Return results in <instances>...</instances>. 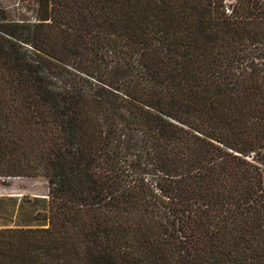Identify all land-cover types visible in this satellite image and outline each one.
<instances>
[{
    "label": "trees",
    "instance_id": "16d2710c",
    "mask_svg": "<svg viewBox=\"0 0 264 264\" xmlns=\"http://www.w3.org/2000/svg\"><path fill=\"white\" fill-rule=\"evenodd\" d=\"M27 2L0 177L46 180L47 226L0 264H264V0Z\"/></svg>",
    "mask_w": 264,
    "mask_h": 264
},
{
    "label": "rangeland",
    "instance_id": "374dc122",
    "mask_svg": "<svg viewBox=\"0 0 264 264\" xmlns=\"http://www.w3.org/2000/svg\"><path fill=\"white\" fill-rule=\"evenodd\" d=\"M19 19H33L32 3L0 0V24ZM47 193V182L41 177H0V228L46 227Z\"/></svg>",
    "mask_w": 264,
    "mask_h": 264
},
{
    "label": "crops",
    "instance_id": "0c3cea01",
    "mask_svg": "<svg viewBox=\"0 0 264 264\" xmlns=\"http://www.w3.org/2000/svg\"><path fill=\"white\" fill-rule=\"evenodd\" d=\"M48 197V196H47ZM4 228H6V227H4ZM30 228V227H29Z\"/></svg>",
    "mask_w": 264,
    "mask_h": 264
}]
</instances>
